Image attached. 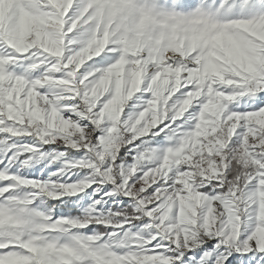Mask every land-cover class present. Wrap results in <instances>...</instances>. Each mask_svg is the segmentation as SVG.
Segmentation results:
<instances>
[{
    "label": "snow or ice",
    "instance_id": "obj_1",
    "mask_svg": "<svg viewBox=\"0 0 264 264\" xmlns=\"http://www.w3.org/2000/svg\"><path fill=\"white\" fill-rule=\"evenodd\" d=\"M2 0L0 264H264V0Z\"/></svg>",
    "mask_w": 264,
    "mask_h": 264
},
{
    "label": "rangeland",
    "instance_id": "obj_2",
    "mask_svg": "<svg viewBox=\"0 0 264 264\" xmlns=\"http://www.w3.org/2000/svg\"><path fill=\"white\" fill-rule=\"evenodd\" d=\"M143 2L144 0H100V6L109 10V22H115L117 28L123 29L125 39L138 40L145 31H156L163 35L166 30H170L173 27V23H171V27L164 24V21L170 22L171 17L163 11H157L147 17L142 15L140 9L143 6ZM0 7H2V0H0ZM12 264H15V262H12Z\"/></svg>",
    "mask_w": 264,
    "mask_h": 264
},
{
    "label": "bare ground",
    "instance_id": "obj_3",
    "mask_svg": "<svg viewBox=\"0 0 264 264\" xmlns=\"http://www.w3.org/2000/svg\"><path fill=\"white\" fill-rule=\"evenodd\" d=\"M158 15H160V14H158ZM156 17H157V15H155ZM162 16V15H161ZM165 16H167V15H165ZM169 16V15H168ZM167 16V17H168ZM160 17V16H159ZM170 17V16H169ZM152 18V17H151ZM163 18V17H162ZM153 19H155V17H153ZM167 20V19H166ZM172 19L170 18V22H166V21H164L165 23L164 24H167V25H169V27H171L172 26V21H171Z\"/></svg>",
    "mask_w": 264,
    "mask_h": 264
}]
</instances>
